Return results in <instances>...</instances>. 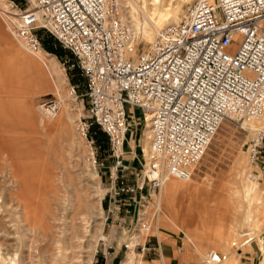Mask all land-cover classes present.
<instances>
[{
    "label": "built area",
    "instance_id": "1",
    "mask_svg": "<svg viewBox=\"0 0 264 264\" xmlns=\"http://www.w3.org/2000/svg\"><path fill=\"white\" fill-rule=\"evenodd\" d=\"M121 12L120 0H6L0 7L7 29L29 52L45 49L49 33L70 54L61 65L85 80L81 92L78 83H69L71 97L88 100L77 130L94 159L100 136L107 139L110 179L120 183L111 197L127 195L125 215L137 216L130 235H145V242L132 246L128 240L124 249L161 255L163 240L142 216L146 198L169 178L190 179L224 121L242 127L264 114V0H193L138 56V34ZM62 104L57 94H48L39 107L53 117ZM140 120L149 148L142 149L143 167L134 175L125 144ZM263 148L260 129L249 143L254 163L263 158ZM226 257L211 251L204 264Z\"/></svg>",
    "mask_w": 264,
    "mask_h": 264
},
{
    "label": "rangeland",
    "instance_id": "2",
    "mask_svg": "<svg viewBox=\"0 0 264 264\" xmlns=\"http://www.w3.org/2000/svg\"><path fill=\"white\" fill-rule=\"evenodd\" d=\"M192 1L162 0L156 12L147 6L146 14L141 11L138 16V28L132 24V19H130L127 23L138 34L134 55L138 56L149 47L161 27L178 21ZM136 2L139 7L147 4L146 0H135ZM5 3L0 7L5 6ZM127 11V5L123 3L122 17L125 14L130 16ZM163 13H166L165 20L159 23ZM146 20H153L157 24V31H153L149 24H145ZM0 22L19 52L35 58L39 63L38 67H28L23 62L24 60L16 57L13 50L0 45V244L2 249L4 251L6 248L15 250L20 246L21 238L24 237L27 241L33 238L34 234L29 232L24 219L27 218L26 211L22 209L25 204L27 205L25 202H29L32 210L35 212L38 210L42 214L39 215L40 218L37 216V219L44 220L40 223L41 227L46 226L45 232L52 230L54 225L58 227V229L54 227V232L50 231L51 234L48 231L42 234L41 231L44 230H41V224L36 225L37 235L35 234L34 237L37 236L44 240L42 243V240H36L37 237H35V241L41 242V250L49 247V245L46 246L48 243L46 239L50 238L48 240L50 245L52 242L58 245L54 247L52 244L56 254L64 250L62 254L59 253L61 255L60 264H68V262L69 264H113L117 257L113 259L110 256L114 249L112 244H118V242L124 244L128 240L132 244L143 243L145 235L139 231L130 235L137 216L132 217L133 222L130 217L126 219L124 203L129 199L127 195L122 194L121 197H117V200L114 196L111 197L119 188L120 183L119 180L113 182L110 179L109 169L112 163L108 153L107 139L100 136L96 152L97 159H94L90 154L89 143L77 130L79 118L87 114V98L84 100L71 98L65 102L63 109L55 117L45 116L39 107V102L45 95H67L69 83H78L79 92L83 91L85 80L77 70L65 71L60 62L69 59L70 54L51 34H44L45 49L42 50L48 56L56 58L58 73L53 68L46 67L35 56L36 53L33 54L23 48L9 32L1 16ZM145 29H148V34ZM151 36L152 39H150ZM59 73L66 75L67 82L63 84L58 82ZM12 76L16 78L13 80ZM34 81L38 82V86ZM13 82L18 85L21 82L24 85L18 88V86H12ZM57 82L58 91L55 87ZM26 88L28 89L27 95ZM129 112L131 115H139V111L132 108H129ZM41 120H45L49 132L47 127L41 124ZM58 121L63 126L58 127ZM141 123L140 120L139 126L133 129L125 144L127 164L134 175L140 173L143 167L142 149L145 139L146 146L149 147L148 131ZM50 125L52 128L49 127ZM249 127V125L239 127L230 121H224L202 160L194 169L193 177L187 181L191 190L173 192L172 198L164 200L161 205L158 200L160 192L146 198L141 212L144 213L142 216L152 222L151 233L160 232L159 235L164 242L172 241L181 264H203L206 254L219 247L218 243L222 237L228 240L229 248L220 247L217 250L222 254H227V260H230L232 253H235V256L239 257L237 264H264V154L259 163H251L249 143L256 132ZM261 130H264V127ZM102 162L104 165L101 164ZM246 171L249 173L253 171L256 176L250 178ZM171 179L181 181L177 178ZM246 184L254 185L248 193L245 189ZM230 199H236L237 204ZM31 201H37V203L34 205ZM201 208V211H207L213 217L221 213V218L207 230L209 235L200 233L198 241V238L192 237V229L186 226V223L192 213L200 211ZM171 212L180 219L175 220ZM22 213H24L23 216ZM49 215L52 216H50L51 221ZM54 217L61 221L53 222ZM246 217L250 219L249 225L252 226L251 229L247 227L251 231L246 233H251L256 238L252 244L237 250L239 246L232 247L231 244L235 241L242 243L247 235L243 233L246 226H239L235 237L232 236L233 226L235 223L239 225L240 221ZM32 220L34 218L29 217L31 223L36 222ZM45 220L53 225L49 226ZM196 224L200 226L198 222H192L191 226L195 227ZM241 232L242 235H240ZM24 233L28 236L25 237ZM76 234H79L81 238L75 236ZM43 235L44 238L40 237ZM51 236L56 239L52 240ZM69 237L75 241H70ZM201 242L205 243L204 247L201 246ZM65 243L73 244L63 247ZM69 246L72 248L67 250ZM240 251L243 254L238 256ZM124 256L121 259L119 255L116 261L120 260V262L116 264H129L128 262L132 259L133 264L148 263L145 259L147 255L138 254L133 249ZM44 258L41 257L38 263L48 264L45 261L50 262ZM228 263L229 261H225L223 264Z\"/></svg>",
    "mask_w": 264,
    "mask_h": 264
},
{
    "label": "bare ground",
    "instance_id": "3",
    "mask_svg": "<svg viewBox=\"0 0 264 264\" xmlns=\"http://www.w3.org/2000/svg\"><path fill=\"white\" fill-rule=\"evenodd\" d=\"M121 1V5L123 6V3H124V5H127V7H128V11H127V13L128 14H130V16H127V14H125L123 17H122V12H121V18H122V20H123V22L124 23H126V24H128L129 26H130V24L129 23H127L128 21H130V19H132V21L131 22H133L132 24L133 25H135L137 28H138V25H139V18H138V16H139V14H140V12L141 11H143L145 14H146V12H145V8L147 7V6H149L151 9L153 8L154 10H155V12H156V10H157V8H159L160 6H161V1L162 0H146L147 1V4H146V6H138L137 4V2L135 3V0H120ZM4 2H6V0H0V5H3L4 4ZM6 4V3H5ZM165 6V5H164ZM167 6V5H166ZM166 10V9H165ZM163 11V10H162ZM166 14V13H165ZM165 14L163 13L161 16H160V22L159 23H162L164 20H165ZM176 14H178V12H176ZM145 24H149L150 26H151V28H152V30L153 31H157V24L156 23H154L153 22V20H146L145 21ZM131 27V26H130ZM132 28V27H131ZM148 29H145V31H146V33L148 34L149 33V31H147ZM152 32V31H151ZM150 39H152V36L150 37ZM19 43H20V45L21 46H23V48H25L26 49V47H25V45H24V43L23 42H21V41H19V40H17ZM27 50V49H26ZM35 54V53H34ZM40 61H42L45 65H46V67L48 66V68L50 67V68H53L54 70H55V72L56 73H58V68H57V64H58V61L56 60V58L55 57H50V56H48L43 50H40V51H38L37 53H36V55H35ZM19 58L21 59V60H24L23 62H25V64H26V66H28V67H38V61L35 59V58H33V57H31V56H29V55H25L24 53H22V52H20L19 53ZM47 68V69H48ZM31 69V68H30ZM63 73V72H62ZM57 75V74H56ZM61 75V76H60ZM14 76H12V78H13ZM16 77H14L13 78V80L15 79ZM67 77H66V75L65 74H60L59 73V75H58V82H60V83H65V82H67V79H66ZM58 82L57 83H55V87H56V89H57V91L59 90V86H58ZM34 83L36 84V86H38V82H35L34 81ZM24 84H22L21 82H20V84L18 85V83H12V86H18V88L19 87H22ZM54 86V85H53ZM63 86V85H62ZM48 87V86H47ZM51 87V86H50ZM26 90V95L28 94V89L26 88L25 89ZM30 93V92H29ZM25 95V96H26ZM31 96V95H30ZM58 96L59 97H61L62 99H63V104H62V109H63V107H64V105H65V102L66 101H68V100H71V93H70V89H68V91H67V95H62V94H58ZM29 97V96H28ZM29 99V98H28ZM58 115V114H57ZM56 115V116H57ZM51 117V116H50ZM53 117H55V116H53ZM61 120V119H60ZM59 120V121H60ZM40 121V120H39ZM42 121V125L44 126V127H47V124H46V122H45V120H41ZM58 121V122H59ZM54 123V122H53ZM64 123H66V122H64ZM69 123V122H68ZM59 125H58V127L60 126V125H62L63 126V124H60V122L58 123ZM65 125V124H64ZM247 125H249L250 127V129L253 131V132H256L257 130H260L262 127H264V114H263V116L260 118V119H258V120H252V121H250V122H248V123H245V124H242V126H247ZM61 126V127H62ZM50 128H52V126L50 125L49 126ZM57 127V126H56ZM60 127V128H61ZM55 128V127H54ZM47 130H48V132H49V129H48V127L46 128ZM54 130V129H53ZM58 130V129H57ZM219 130V129H218ZM51 132V131H50ZM60 134V133H59ZM148 146H146V139L144 140V145H143V151H147L148 150ZM249 159H250V157H249ZM250 161H251V163L252 164H256V163H254L251 159H250ZM28 168H29V166H28ZM32 168V167H31ZM46 172V171H45ZM32 173H34L33 171H32ZM246 173H247V175L249 174V172H247L246 171ZM152 177L153 176H156V173H151L150 174ZM193 177V176H192ZM191 177V178H192ZM191 178L190 179H188V180H186V181H184V180H181V181H176L175 179H171V178H169V179H167L166 181H165V183H164V185L162 186V188H161V190H160V193H159V196H158V200H159V202H161L160 203V205L162 204V202L164 201V200H167V196H168V194L169 193H167V191L169 192H173V191H177L176 193H180L181 191H188V190H191L192 188H191V186L190 185H188L189 183L187 182V181H189V180H191ZM19 181V180H18ZM29 181V180H28ZM35 182V181H34ZM46 183V182H45ZM40 184V183H39ZM254 184H256V183H254ZM36 187H37V185H35ZM254 185L252 184V185H250V184H246L245 185V189H246V193H248L250 190H251V188L253 187ZM47 187H49V186H47ZM30 189V188H29ZM197 191V190H196ZM199 192V191H198ZM153 195H156V194H153ZM246 196H247V194H246ZM12 198V197H11ZM19 198V197H18ZM39 198V197H38ZM21 199V198H20ZM19 199V200H20ZM29 199V198H28ZM53 199V198H52ZM51 199V200H52ZM22 200H24V198L22 199ZM34 200V199H33ZM60 201V200H59ZM202 201V200H201ZM32 203L34 202V201H31ZM25 203H27V205L25 204ZM23 202V205L25 206L24 208H22L23 210L25 209V211H26V213H25V215L27 216V218H24L25 220H26V223H27V226H28V230H29V232L31 233V234H36L37 233V228H36V225L37 224H41L40 222H44V220L42 221H40V219H37V216L39 217V215H42V214H40V212H38V210H36L39 214H37V212H35L34 210H32V207H30V203L29 202ZM35 203H37V201L36 202H34V205H35ZM34 205H31V206H34ZM37 205V204H36ZM17 206H19V205H17ZM20 207V206H19ZM36 207V209H38L37 208V206H35ZM49 209V208H48ZM53 209V208H52ZM159 209H160V206H159ZM202 210V208L200 209V211ZM33 211H34V213H33ZM40 211V210H39ZM200 211H198V212H200ZM22 212V211H21ZM45 213V212H44ZM172 213V212H171ZM12 214V213H11ZM10 214V215H11ZM23 214L24 213H22V216H23ZM51 214V213H50ZM177 214H178V212H177ZM198 214V213H197ZM201 214V213H200ZM45 215H46V213H45ZM52 215H56V214H52ZM75 215V214H74ZM248 215V214H247ZM12 216V215H11ZM26 216H24V217H26ZM30 218H34V220L37 222H33V223H35V225L33 224V223H31V221H29V217ZM32 216V217H31ZM51 215H49V217H50ZM57 216V215H56ZM172 216L174 217V219L176 220V219H180L175 213H172ZM52 217V216H51ZM50 217V218H51ZM58 217V216H57ZM212 219H214V217H213V215L212 216H210ZM40 218V217H39ZM49 218V219H50ZM85 218V217H84ZM38 221H37V220ZM41 219H45V218H42L41 217ZM49 219H47L48 221H49ZM58 218H56V217H54L53 218V222H56V221H61V220H57ZM60 219V218H59ZM86 219V218H85ZM211 219V220H212ZM22 220V219H21ZM34 220H32V221H34ZM47 220H45L46 222H47ZM52 220V218L50 219V221ZM73 220V219H72ZM196 220V216H195V213H192V215L189 217V219H188V221L190 222V223H192V222H196L195 221ZM23 221V220H22ZM21 221V222H22ZM12 223H13V221H11ZM23 222H25V221H23ZM45 222V223H46ZM177 222V221H176ZM44 223V224H45ZM48 223V222H47ZM46 223V224H47ZM49 224V223H48ZM250 224V219H248V217H246V218H243L241 221H240V223H239V226H246V227H244V229L243 230H245V231H243V233H245V234H247L246 236H245V238H244V240L242 241V243L241 244H239L237 241H235V242H233L232 244H231V246L232 247H238L237 248V250H241L240 248L241 247H243V246H248V245H250V244H252V242L255 240V238H256V236H254V235H251V234H248V233H246V232H250L251 230H248V226H249V229H251L252 228V226L251 225H249ZM14 225V224H13ZM53 224H49V226H52ZM39 226V225H38ZM42 226V224L40 225V227ZM202 226V225H201ZM242 226V227H243ZM54 227L55 228H57L58 229V227H56V225H54ZM54 227H52L53 229L51 230L50 228H48V229H50V231H53L54 232ZM14 228V227H13ZM42 229L41 230H44V228H46V226L43 228V227H41ZM25 229H26V226H25ZM40 230V231H41ZM241 230V229H240ZM48 231V230H47ZM46 231V232H47ZM50 231H48L50 234H51V232ZM237 231V230H236ZM242 231V230H241ZM42 232V234L43 233H46L45 232V230L44 231H41ZM55 232H57V230L55 231ZM63 232V231H62ZM14 234V233H13ZM52 234H54V233H52ZM58 234V233H57ZM34 235H33V238L31 237L28 241L23 237V238H21L20 239V246L19 247H15L14 249L15 250H12V249H7L6 248V250L4 251L3 249H2V246H1V244H0V264H39L38 262L41 260L40 258L41 257H45V258H47L48 260H50V262H52V263H50V262H47V261H45L46 263H48V264H60V259H61V255H59V253L61 252V254H62V251H64V250H62L63 249V247H65V246H68V244H71V246H72V244L73 243H68V244H66L65 243V245H63V247H62V251H59L58 249V251H59V253L58 254H56V251H54V247H58V245H54L53 243H56V242H52V241H50V243L52 242V244L54 245V247H53V245L51 244H49V239L50 238H48V239H46L47 240V244H46V246L47 245H49V247H45V249H42L41 250V248H40V243L41 242H37V241H35V237H37V236H35L34 237ZM37 235V234H36ZM45 235V234H44ZM40 236V237H42V238H44L45 236ZM237 235V234H236ZM240 235H242V232L240 233ZM24 236H25V233H24ZM28 235H26L25 237H27ZM75 236H80L79 234L77 235H75ZM17 237V236H16ZM19 237H20V235H19ZM51 237H53L52 238V240L53 239H56L54 236H51ZM235 237V236H234ZM80 238H81V236H80ZM263 238H264V236H263ZM262 238V239H263ZM38 239H40V238H38L37 237V239L36 240H38ZM63 239V238H62ZM76 239V238H75ZM246 239H248V243H246L247 241H246ZM40 240H42V239H40ZM69 240L70 241H73L74 239H72V237L70 238L69 237ZM77 240V239H76ZM134 239L132 238V241H133ZM237 240H239V239H237ZM251 240V241H250ZM44 240H42V243H44L43 242ZM75 241V240H74ZM240 241V240H239ZM66 242H67V239H66ZM45 243H46V241H45ZM132 244V243H131ZM136 244V243H135ZM135 244H132V246H134ZM239 244V245H238ZM263 245V244H262ZM60 246V245H59ZM62 246V245H61ZM60 246V247H61ZM71 246H69V247H67V250H69L68 248H70ZM44 247V246H43ZM73 247H75V246H73ZM77 247V246H76ZM72 248V247H71ZM70 248V249H71ZM60 249V248H59ZM134 251H135V249L134 248H132ZM132 249H130V250H132ZM213 252H216V253H218V254H222V253H220L219 251H217V250H212ZM65 252H66V250H65ZM136 252V251H135ZM209 252H211V251H209ZM208 252V253H209ZM67 253V252H66ZM207 253V254H208ZM74 254H76L75 252H74ZM139 254V253H138ZM207 254H206V256H205V258L207 257ZM57 255H59V257L57 256ZM73 255V254H72ZM227 257H226V259L225 260H222L221 262H219V263H216V264H223L226 260H227V258H228V255L227 254H225ZM241 255V253L238 255V256H240ZM66 257V256H65ZM73 257H74V255H73ZM76 257V256H75ZM132 257H133V255H132ZM132 257L130 258V259H132ZM44 258V259H45ZM205 258H204V261H205ZM69 259V258H68ZM67 259V260H68ZM133 260V259H132ZM132 260L131 261H127L129 264H133L134 262H132ZM238 260H239V257H234V259H233V263L232 264H237V262H238ZM62 261V260H61ZM72 261H74V260H72ZM68 264H69V262H68ZM204 264V263H203Z\"/></svg>",
    "mask_w": 264,
    "mask_h": 264
},
{
    "label": "crops",
    "instance_id": "4",
    "mask_svg": "<svg viewBox=\"0 0 264 264\" xmlns=\"http://www.w3.org/2000/svg\"><path fill=\"white\" fill-rule=\"evenodd\" d=\"M0 45H2L5 48H9V49L13 50V52L16 55V57L20 60V58H19V53L20 52H19L18 48L14 44H12V40L9 37V35L6 33V31L4 30V27L2 26L1 22H0ZM126 162H127V157H126ZM173 192H177V191H173ZM181 192H185V191H181ZM167 193H169L168 196H167V199H171L172 196H173V195H171L172 193L170 191L169 192L167 191ZM230 201H232L233 203L235 202L237 204V200L236 199H230ZM194 213H195V216H196V220L195 221L198 222V224H200V226H198L196 224V226L193 227V226H191V223L188 222V220H187L186 226H188V227H190L192 229V233H193V236L192 237H194L195 239L198 238V235L200 233H202L204 235H206V234L209 235L207 233L208 232L207 230L210 229L211 226L213 227L214 223L217 222L218 220H220V218H221V213H217L216 216H215V218H214V220H211L212 219L210 217L211 214L207 213V211L206 212L205 211L204 212L203 211H200V212H194ZM129 217L131 218V220L133 222L134 221V218H132L131 216H128V218ZM126 219H127V217H126ZM233 228L234 229H233V235L232 236H236V234H237L236 233L237 232L236 230L239 228V225L235 223V225L233 226ZM159 233L157 235L160 237ZM198 241H199V238H198ZM218 245H219V247H217V249H219L220 247L223 248V249L229 248L228 247L229 246L228 240L225 237H222L221 238V240L219 241ZM112 246H113L114 249L110 253V256L113 259L115 257H117V259H118L119 255H120V257H122L121 259H123L125 257L124 255L127 253L124 250V244L122 242H118V244H112ZM201 246L204 247L205 246V243L204 242H201ZM180 249H182V248H180ZM217 251H219V250H217ZM238 253L239 254L241 253V255L243 254L242 251H240ZM147 256L148 257L145 258V259L148 261V263L144 262L143 264H181L182 263L181 260H180V258L177 257L176 252L174 250V245H173L172 241H170V240L167 241V242H164L163 241L161 255H159V254H156V255L148 254ZM234 257H236L235 256V253L234 254L232 253V255L230 257L231 259L230 260H226V262L229 261L228 264H232ZM116 260L113 261V264H116V263H119L120 262V260H118V261H116Z\"/></svg>",
    "mask_w": 264,
    "mask_h": 264
}]
</instances>
